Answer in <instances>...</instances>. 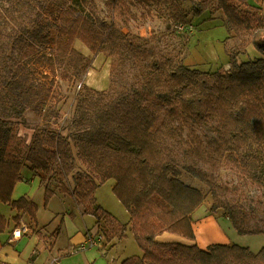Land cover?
<instances>
[{"label": "trees", "instance_id": "obj_1", "mask_svg": "<svg viewBox=\"0 0 264 264\" xmlns=\"http://www.w3.org/2000/svg\"><path fill=\"white\" fill-rule=\"evenodd\" d=\"M184 1L107 0L106 5L125 26L138 18V8L145 19L163 18L172 34L179 26L187 31L204 13L214 17L221 10L227 39L241 41L230 53L228 70L204 72L188 66L184 54L159 53L152 39L125 33L99 17L92 0H12L7 14L0 12V204L17 211V224L23 215L29 227L38 225L37 205L13 199L28 166L45 185L47 200L53 195L51 175L72 179L73 186L62 192L96 218L108 240L129 230L134 234L142 255L122 264H264V248L255 253L220 244L203 250L157 241L164 233L195 239L193 215L207 196L185 183L184 174L210 189L217 201L212 211L223 208L239 234L264 235V222L253 224L231 199L237 186L217 179L222 167L248 170L257 182L264 178V57L241 60L251 44L264 56V19L249 0H187L188 7ZM77 42L112 59L111 88L82 85L71 128L27 131L20 121L26 106L49 97L45 86L39 90L32 80L29 65L56 72L59 64L63 78L80 81L93 61ZM176 147L190 164L180 163ZM110 180L129 213L127 224L97 203V190ZM8 226L0 216V235Z\"/></svg>", "mask_w": 264, "mask_h": 264}, {"label": "rangeland", "instance_id": "obj_2", "mask_svg": "<svg viewBox=\"0 0 264 264\" xmlns=\"http://www.w3.org/2000/svg\"><path fill=\"white\" fill-rule=\"evenodd\" d=\"M12 0H0V12L7 14V9L10 7ZM95 2L96 11L99 17L107 22H114L117 26L122 27L125 33H131L137 37L152 39V43L157 47L159 53L161 51L175 52L176 56L186 55L185 63L200 71L215 73L224 71L230 68V53L237 52L241 48V41L236 38H230L227 29L223 24L224 14L221 10L214 12V17L209 13H204L200 17L192 20V26L185 34H178L175 31L173 34L167 32L166 21L163 18L145 19L140 15V9L134 8L137 19H133L129 25L125 26L123 21L115 17L108 9L107 0H92ZM186 7L190 2L185 0ZM54 21L52 20V26ZM51 26V27H52ZM57 29H53V36L56 37ZM182 37V38H181ZM186 43V44H185ZM75 47L85 56L91 58L93 63L89 71L80 79V81L72 82L63 78L61 65H57V71L54 72L47 66H41L39 63L33 62L29 66L33 72L32 80L36 82V86L40 90L45 86V92H48L49 97L45 101L33 102L26 106L21 123L27 131H37L42 128H47L52 131L66 130L72 127V122L76 115V96L81 90L82 85L97 91H106L111 88V69L112 59L105 53L94 55L84 44L77 42ZM242 61L254 60L264 57L251 44L245 54L241 56ZM133 74L129 80H133ZM38 84V85H37ZM25 135L24 132H20ZM26 137L29 136L26 134ZM181 164L189 163V159L182 153V149L176 147ZM200 168L209 169L207 166L200 164ZM252 173V172H251ZM55 177V178H53ZM58 177V179L56 178ZM186 177V178H185ZM183 181L188 185L202 189L207 196V200L197 209L193 215L195 225V239L191 240L180 235L172 233H164L157 239L161 243H172L167 240L168 237L173 238V242L184 245L196 244L203 250H207L213 245H239L249 248L252 252H259L264 248V235H241L225 217L226 213L223 208H218L212 211L214 202L211 191L204 186L202 182L195 179L191 175L184 174ZM71 179V178H70ZM218 183L220 185H228L230 187L237 186V191L231 199L240 204L244 211L250 216L253 224H261L264 222V178L258 182L251 178L248 170L245 173H239L227 167H222L217 174ZM39 183V182H38ZM57 183L61 186L57 187ZM73 186V180L69 182L62 180L55 173L51 175L50 187L58 189L56 194L47 200L46 196L42 199L45 204L46 211L54 214H60L64 217V221H58L60 227L56 241V254H64L63 259L74 264H82L86 262L83 257L86 254L89 261L87 264H122L128 258L142 255V251L135 240L134 234L129 230L124 236L105 240L102 243V248H89L83 252H74L78 242L81 240L79 233H86V228L89 227L93 234H105L103 230L96 231V222L94 218H89L87 215H81L74 200L67 195H63L60 191ZM115 185L114 180L108 181L101 186L96 192V199L107 212L112 214L121 223L127 224L130 216L125 206L120 202L113 192ZM39 184L32 182H23L17 188L22 192L21 196L37 190ZM20 191L19 194H20ZM19 195L17 194L16 197ZM50 201L51 206L48 207ZM1 209L7 207L5 204H0ZM8 209V208H7ZM43 209V206H42ZM77 212L74 214V212ZM46 218L51 220V216L47 214ZM61 220H63L61 218ZM105 237V236H104ZM165 239V240H164ZM179 239V240H178ZM59 247L61 248L58 251ZM62 261V260H61ZM73 263V262H72Z\"/></svg>", "mask_w": 264, "mask_h": 264}, {"label": "crops", "instance_id": "obj_3", "mask_svg": "<svg viewBox=\"0 0 264 264\" xmlns=\"http://www.w3.org/2000/svg\"><path fill=\"white\" fill-rule=\"evenodd\" d=\"M250 5L254 6L258 9L259 15L264 19V0H249ZM24 180L18 183L15 187L13 192V199L19 200L21 198H26L32 202H34L38 207V225L36 228L29 227V220L27 216L21 215L20 224H17L14 218L17 216V211L13 210L9 205L7 207H3L1 209L0 205V216H4L9 221V226L7 230L0 235V264H74V261H66L63 259L64 255H68L67 253L56 254V241L55 237H58L60 232L59 225L55 224L58 221H64V217L60 214H54L50 211H46V206L44 202H42L44 196H46V188L45 185L41 182V179L34 175V173L30 170L27 166L23 171ZM23 182H32L39 184L37 190L30 192L28 194L22 195L20 190H17L18 186ZM39 182V183H38ZM20 191V194L19 192ZM58 191V189L53 188V193ZM63 195L70 196L72 199L73 197L68 194L60 191ZM17 194L19 195L18 197ZM74 200V199H73ZM78 207L79 213L81 215H87L89 218L95 219L96 224V231L100 229V226L97 224V220L93 215L83 213L82 208L76 203ZM52 201H50L48 207L51 206ZM43 206V209H42ZM8 208V209H7ZM77 213L76 211L74 214ZM47 214L51 216V220L48 221L46 218ZM61 218L63 220H61ZM26 225L29 228V232L26 233L22 238L13 240V231L21 226ZM193 228L195 231V225L193 220ZM86 233L84 234H77L81 236V240L78 242L76 247L73 251L76 253L77 248L86 241V236L88 232H91L89 227L86 228ZM93 233V232H91ZM158 239V238H157ZM165 240V239H164ZM168 241L173 242V238H167ZM179 240V239H178ZM196 245V244H193ZM198 246V245H197ZM199 247V246H198ZM202 249V248H201ZM61 248L59 247L58 251ZM90 255V254H89ZM86 254L83 256L86 259V262H82V264H87L89 261V256ZM62 260V261H61ZM73 262V263H72Z\"/></svg>", "mask_w": 264, "mask_h": 264}, {"label": "built area", "instance_id": "obj_4", "mask_svg": "<svg viewBox=\"0 0 264 264\" xmlns=\"http://www.w3.org/2000/svg\"><path fill=\"white\" fill-rule=\"evenodd\" d=\"M179 33H184L186 31L185 26H179L178 27ZM29 232V228L26 225L21 226L20 228H17L13 231V240H17L22 238L26 233ZM105 240V237L103 233L101 234H93L91 232L87 233L86 241L82 243L78 248V252L86 251L89 248H102V243Z\"/></svg>", "mask_w": 264, "mask_h": 264}]
</instances>
